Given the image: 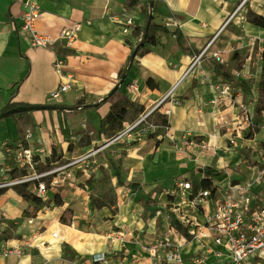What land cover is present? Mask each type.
<instances>
[{"label": "crops", "instance_id": "crops-1", "mask_svg": "<svg viewBox=\"0 0 264 264\" xmlns=\"http://www.w3.org/2000/svg\"><path fill=\"white\" fill-rule=\"evenodd\" d=\"M24 1L0 0V110L11 103L39 105L40 108L0 117V168L9 165L7 159L14 161L20 145L38 149L36 158L39 163H45L52 151L60 152L64 158L66 144L80 145V139L86 136L89 140L84 147L101 144L99 159L111 170V162L119 167L124 184H119L115 175L114 180L125 189L127 198L116 212L115 223L120 229L110 231L99 243L93 235L100 236L98 232H88L84 227L75 229L74 220L72 225L62 224L60 216L65 209L56 208L53 222L44 229L24 224V229L20 227L9 238H0V264H151L152 258L139 244L145 239L139 237L135 229L154 232V228L150 219L137 215L138 199L161 198L172 192L173 181L181 178L188 179L197 191L201 188L205 166L224 171L223 177L207 180L218 196L228 194L229 182L235 177V171L240 170L237 157L226 146L230 130L218 125L216 112L207 108L198 112V99L207 100L211 86L200 82L196 74H190L175 87L172 101L154 109L160 115L159 122L145 126L141 121L129 132V137L104 144L164 95L180 78L195 52L180 51L172 36L155 31L149 33L155 37L154 43L147 48L140 46L132 57L138 36L142 37L145 31L147 17L143 2L130 6L128 0H30L39 9L36 30L54 39L49 47H31L20 33ZM237 1L152 0L150 22L162 24V18H176L188 47L197 52L220 29ZM248 11L264 15V0H247L211 47L221 53L224 63L225 56H230L234 50L241 54L240 49L248 46V54L235 58L237 62L244 60L241 66L227 72L223 63L216 64L207 58L202 62L211 75L229 85L231 99L221 107V113L229 119L237 112L238 103L256 108L257 103L254 105L249 100L250 86L244 85L247 76H254L249 70L252 56L258 57L255 72L264 69V29L247 20ZM127 15L133 16L142 35L139 31L122 32L119 18ZM74 23H79L80 27L71 45H67L58 35L61 29ZM228 26H233L234 30H229ZM223 33L225 36L221 39ZM229 38L233 39L234 47ZM56 61H60L57 69ZM236 71L238 77L234 75ZM65 82L70 88L59 98L49 99V92ZM132 83L136 84L135 91L130 89ZM115 110L123 112L117 131L114 128L118 125L113 128L106 122V116ZM253 134V139H247V132L242 131L235 138L249 142L264 140L263 130ZM203 142L208 143L207 149L199 146ZM218 148L223 149L225 155H218ZM131 183H135V187ZM187 194H181L182 203L186 201L183 206L192 211ZM34 206V202L24 200L13 188L0 194V214L8 220L16 219L25 209L32 211ZM193 213L200 218L196 210ZM5 223L0 221V225ZM133 226L136 228L132 229ZM53 231H57L56 237H52ZM176 233L175 237L171 234L165 237L178 243L184 264H191V260L186 262V257L204 250H208L204 264L209 256L213 257L209 264H219L209 248L198 241L215 245L213 242ZM22 241L30 244L23 252L8 253L11 248L21 247ZM189 241L191 244L181 247ZM192 244L195 246L190 250ZM217 248L215 245L214 251ZM96 253H103L106 261L92 263L90 259Z\"/></svg>", "mask_w": 264, "mask_h": 264}, {"label": "built area", "instance_id": "built-area-1", "mask_svg": "<svg viewBox=\"0 0 264 264\" xmlns=\"http://www.w3.org/2000/svg\"><path fill=\"white\" fill-rule=\"evenodd\" d=\"M137 1L146 4L147 19L149 15L152 16L153 9L149 6V0ZM246 1H237L230 15L223 21L220 29L191 56L180 78L164 93L155 105L125 129L111 137L104 146L125 136L129 137V132L147 115L151 114L155 108L161 103L172 101L175 87L185 76L190 74H196L200 82L209 83L211 86L210 97L205 101H199L198 99V112L207 108L217 113L218 125L230 130V137L227 138V142L233 144L235 137L242 131L247 132V134L255 128L264 131V118L257 124L253 121L255 107L252 108L243 102L238 103L237 112L232 119L221 113V107L225 105L227 99H231L229 85L226 81L211 75L202 63L206 58L211 59L216 64L223 63L224 59L221 53L217 49H211V47L219 32L230 22L232 17L243 9ZM38 12L39 9L33 1L25 0L23 2L20 33L27 38L31 47H49L54 39L39 33L35 28ZM162 20V24L169 30L180 27L179 21L176 18L165 17ZM119 22L123 25L122 32L124 34L138 29L133 16L127 15L124 18H119ZM79 27V23H74L70 27L63 28L59 32L58 37L64 39L67 45H71ZM138 33L141 34L142 31ZM138 37V41H140L142 37ZM172 37L175 38V35L172 34ZM59 65L60 61H56V69L59 68ZM234 75L238 77L239 72L236 71ZM252 87L249 100L255 105L258 102V95L254 88L255 86L253 85ZM69 88L70 84L68 82L61 83L49 92L48 98L57 99ZM130 89L135 91L137 89L136 84L132 83ZM174 103H177V100H174ZM165 112L168 113V110H165ZM199 146L202 149H207L208 143L203 142ZM18 148L19 150L15 153L13 164L19 174L9 176L6 179L3 178V181L0 182V189L28 183L33 184L35 194L41 197L47 189L43 179L54 171L53 169L39 170L37 168L39 159L36 158V153L38 154V149L31 150L22 145ZM99 150H92L86 156L94 155ZM260 153L264 156V146L260 149ZM62 168L64 167L62 166ZM21 170H25L26 173H22ZM54 181L55 177L50 183L53 184ZM172 189L179 190L182 195L186 192L188 193L186 199L192 210L186 209L183 215L177 217L179 225L184 229V234L178 232L179 234L213 242L218 248L212 253L219 260V264H264V199L260 202L257 194L249 184H230V192L220 196L217 195L215 190L198 188L196 194L193 196L192 183L188 179L181 178L173 181ZM183 203H186V201ZM208 205H210V210H208ZM193 210L199 213L200 218L193 213ZM31 221L32 219L28 220V222ZM51 235L52 237H56L57 231H53ZM22 243L21 247L9 249L8 253L20 254L23 252L24 247L30 245L28 241H22ZM140 248L152 258L151 264H184V258L179 251L178 243L167 237L160 243L141 245ZM207 255L208 250L193 253L190 257L191 264H204ZM90 261L92 263L104 262L106 261L105 255L103 253L93 254Z\"/></svg>", "mask_w": 264, "mask_h": 264}, {"label": "rangeland", "instance_id": "rangeland-1", "mask_svg": "<svg viewBox=\"0 0 264 264\" xmlns=\"http://www.w3.org/2000/svg\"><path fill=\"white\" fill-rule=\"evenodd\" d=\"M144 6L146 9V4H144ZM145 9L144 12L146 14ZM146 24L147 22L145 26ZM228 29L234 30L233 26H228ZM144 30L145 28L143 31ZM138 31L139 29L137 32ZM224 36L225 33H223L220 38L223 39ZM154 41L155 37L148 34L146 38L142 36V39L137 42V44L146 46L147 48V46L154 43ZM217 41H220L219 37ZM229 41L231 43L233 39L229 38ZM220 43L218 44L219 49H221ZM231 45L232 47L235 46L233 42ZM240 50H242L241 54H238L234 50L230 56L224 57L225 62L222 66L225 67L227 72L232 68H239L241 66L240 63L244 62V60L242 62H237L235 59L236 57L240 55L244 57V54L246 55L250 52L248 46ZM256 51H259L258 48ZM257 61L258 57L252 56V61L249 63V70L253 72L254 76H247L245 79L246 83H244L245 87L250 86L251 89L253 88L252 84H254V88L258 94V102L253 116L255 124L261 122L264 118V87L258 85L259 79L262 77L264 78V69L261 68L260 71H257V73L255 72L254 69H256ZM159 121V113L153 111L142 120V123L148 126ZM254 131H258L257 128L247 134V139L254 138ZM85 137L83 136L80 139V145H75L72 142L68 145L66 144L64 147L66 156L64 158L61 157L60 152H53V154H50V158L45 160L48 164L44 168L53 169L54 172L43 179L47 189L43 196L40 197L41 203L37 205L35 215H32V211L27 209L23 210L20 216L14 220H8L3 214H0V221L6 222L0 225V238H9L20 227L24 229V224L26 226L34 225V229H44L49 223L53 222L56 216L53 212L56 208L64 210L67 207L72 209L71 225L74 220L75 229L84 227L88 232H98L100 234V236L93 234L94 238L98 240V242L95 241L96 243H99L110 231L113 232L120 229L115 223V219L117 218L116 212L119 205L126 200L127 192L115 182L113 171L106 165V162L99 159V155L101 154L100 151L89 157L86 156L92 150L98 149L101 144H94L92 147H84L85 145L87 146L89 140H86ZM239 140L235 138L233 144L229 142L226 144L228 151L234 152L233 156L237 157L238 167L240 168L239 171H235V177L230 180L229 183L249 184L261 202L262 199H264V156L260 153V149L264 146V140L256 139L254 142H249L246 139L242 141ZM224 145L222 146L223 149ZM87 149L89 150L86 151ZM223 149H217L218 155H225ZM7 162H9L7 167L0 168V182L3 181V178L6 179L9 176L19 174L18 170L14 168L13 160L7 159ZM62 166L64 168L61 169ZM37 168L39 170L44 169L41 167L40 163L37 165ZM21 172L26 173L25 170H21ZM54 177L55 181L51 184L50 181ZM14 187L9 188L14 189ZM27 189L35 193L33 184H28ZM196 192V189L193 188V194ZM170 193H172V196H170ZM170 193L167 195L163 194L161 198L156 197L154 201L150 199L144 200L143 198L138 199L139 211L137 215L145 219H150L154 228V232H148L147 229H135V232L140 234L139 237L145 239L139 242L140 245L160 243L164 241L166 235L170 237V234L175 237L176 230V234H179L178 232L184 234V229L179 225V220L177 218L179 215H183L186 210L182 203V193L175 189H172ZM54 199L62 201V205L56 206ZM31 218L32 221L28 222ZM77 224L81 226H77ZM133 228L136 227L133 226L132 229ZM124 231L126 232L125 229ZM25 237L27 238L28 236ZM198 242L204 248L208 247L211 252L215 249V245L213 244H204L201 241ZM194 246L195 244H192L189 247L190 250H192ZM212 259L213 257L209 256L206 264L211 263ZM189 261L190 258L186 257V262Z\"/></svg>", "mask_w": 264, "mask_h": 264}, {"label": "trees", "instance_id": "trees-1", "mask_svg": "<svg viewBox=\"0 0 264 264\" xmlns=\"http://www.w3.org/2000/svg\"><path fill=\"white\" fill-rule=\"evenodd\" d=\"M136 2H137V0H128V5H130V6L134 5ZM174 16L178 18L177 15H174ZM246 18L250 23L264 29V15L257 14L253 11H248ZM137 30H135L134 32H136ZM155 31H162L164 34L170 35V36H172V34H174L175 35L174 41L177 44L178 49L180 51L187 52V53L196 52V50H192L188 47L186 40L184 39V36L182 35L179 28L176 27V28L169 30L163 24L150 22L148 27L145 28V31L143 32L144 38L148 37V34L150 32H155ZM140 46L141 45H137V49L140 48ZM262 62H263V66H264V51L262 52ZM147 83L149 84V80L147 81ZM258 85H260L261 87H264V78L263 77L259 79ZM150 86H152V85H150ZM17 106H31V105L26 104V103H11L7 107H5L2 111L0 110V117L4 111H6L10 108L17 107ZM37 106H38V108H40L39 105H37ZM122 113H123L122 110H115V111L110 112L106 116V122L108 123V125H110L113 128H114V125H118L117 127L114 128V131H117L120 128V124H121V121L123 119ZM51 154H53V151L51 152ZM40 164H41V167L44 168L47 166L48 163L45 162V163H40ZM110 164H111L112 170L114 171V175L117 178L118 183L124 184V180L120 174L119 167L114 162H111ZM202 173L204 175V178L201 181L200 187L202 189H210L211 191H213L212 183L210 180H207V178H209V177L221 178L224 176L223 170H217V169L212 168L210 166L203 167ZM232 174H234L233 171H232ZM131 186L135 187V183H131ZM27 187H28V184L23 183V184L15 186L14 190L24 200H29V201H32L35 203V206L32 209V215H35V212L37 211V205L39 203H41V199L34 192L28 190ZM6 190H7V188L0 189V194L4 193ZM54 203L56 206L62 205V201L57 200V199L56 200L54 199ZM71 218H72V209L66 208L63 211L62 215L60 216V222L62 224H65V225H70L71 224Z\"/></svg>", "mask_w": 264, "mask_h": 264}, {"label": "water", "instance_id": "water-1", "mask_svg": "<svg viewBox=\"0 0 264 264\" xmlns=\"http://www.w3.org/2000/svg\"><path fill=\"white\" fill-rule=\"evenodd\" d=\"M149 6L152 7V0H149ZM150 20H151V15H149L148 19H147V24H146V28L148 27L149 23H150ZM136 50H137V47L133 50L131 56L133 57L136 53ZM52 108V106H49V108ZM38 108L37 105H31V106H17V107H14V108H10L6 111H4L2 114H1V117H5V116H8L10 114H15V113H20V112H24V111H29V110H32V109H36Z\"/></svg>", "mask_w": 264, "mask_h": 264}, {"label": "bare ground", "instance_id": "bare-ground-1", "mask_svg": "<svg viewBox=\"0 0 264 264\" xmlns=\"http://www.w3.org/2000/svg\"><path fill=\"white\" fill-rule=\"evenodd\" d=\"M52 234V233H51ZM189 245V244H191V241H189V242H187V243H185V244H183L181 247H184L185 245Z\"/></svg>", "mask_w": 264, "mask_h": 264}]
</instances>
